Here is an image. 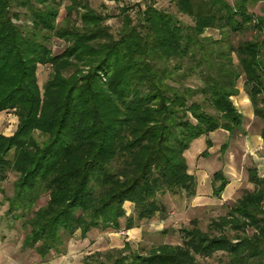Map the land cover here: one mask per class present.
Instances as JSON below:
<instances>
[{
  "label": "trees",
  "instance_id": "1",
  "mask_svg": "<svg viewBox=\"0 0 264 264\" xmlns=\"http://www.w3.org/2000/svg\"><path fill=\"white\" fill-rule=\"evenodd\" d=\"M173 1L193 24L147 7L140 23L125 22L113 38L101 25L104 17L86 5L80 30L57 25L59 0H0V112L17 117L13 134L0 133V193L12 172L6 215L21 220V247L33 249L40 262L63 254L77 233L117 231L121 219L129 230L165 216L166 194L193 198L197 183L184 153L218 129L245 132L232 101L241 77L262 121L264 153V13L248 9L261 0ZM208 29L220 37L206 36ZM248 31L254 38L234 44L233 34ZM56 37L65 42L57 54L49 46ZM40 64L50 65L42 87ZM228 182L215 171L212 196L220 198ZM248 182L253 188L207 231L192 218L179 228L180 244L140 254L125 241L87 255L83 264H199L197 256L218 252L226 264H264V174L250 167Z\"/></svg>",
  "mask_w": 264,
  "mask_h": 264
},
{
  "label": "rangeland",
  "instance_id": "2",
  "mask_svg": "<svg viewBox=\"0 0 264 264\" xmlns=\"http://www.w3.org/2000/svg\"><path fill=\"white\" fill-rule=\"evenodd\" d=\"M60 6L58 10V16L56 23L60 27L64 28H77L83 30V13L86 5L95 14L103 16L101 23L106 32L113 38H117L123 33L125 22L129 21L132 27L135 24L140 23V18L143 17V10L147 7H152L157 10L170 13L179 19L183 24L191 25L193 21L190 17L182 14L177 10L175 2L173 0H59ZM232 2L233 0H227ZM70 11L68 9L70 8ZM249 11L257 15L264 13V0L258 1L255 5L248 7ZM70 12V13H69ZM206 36L219 38L220 34L215 29H208L204 33ZM255 33L248 31L243 34H233L231 36L234 44H237L241 40L254 38ZM105 40V39H102ZM50 49L53 53H60L64 47L65 42L60 38H52L49 43ZM50 72L49 64H40L37 67V79L40 87L43 86L47 80ZM243 77L237 81V88L239 94L232 98L233 103L237 109L241 112L243 118L244 133H252L260 131L262 127V121L255 117L250 116L249 113L252 109L248 95L243 88ZM191 84H197L198 82L191 81ZM246 100V104L242 103ZM241 103V104H240ZM240 105V106H238ZM17 124V117L13 111L0 112V133L5 136L13 134ZM221 130V129H220ZM242 132H234L229 137V145L225 152H221L218 149L226 137L225 132H216L213 134V140L215 147L211 148L212 155L208 158H197L198 154L205 147H201V142L191 144L187 150L186 161L191 165L190 173H196L199 178V186L202 190L201 199L205 202L204 205L198 206L197 209H192L191 212H185L184 206L188 205L189 200L179 198L178 196L165 195L166 201L167 221L162 225L157 217L150 219L136 221V226L126 230L124 229V219H121L120 230H111L113 234L111 238L102 237L99 234L101 230L92 229L88 232L85 238H80L78 233L73 244L70 246V250H67L63 255H67L69 264H83V258L93 253H105L112 248H122L125 241H128L131 245V249L144 254L148 250L159 244H180L181 237L179 228L187 226L188 222L192 218L198 219V225L203 231L209 230L208 225L212 220L218 219L227 213L230 206L239 198L245 189H252L253 185L248 182V167H251L254 163L250 159V155L246 156L247 139ZM249 145V143H248ZM244 149V150H243ZM241 152L245 155L240 156ZM240 157L242 160L240 161ZM218 169H222L223 173L229 177L230 181H234L235 186L228 188L226 194H222L220 198H211V189H209V182L211 179V173ZM263 171V170H262ZM261 171V173H262ZM213 174V173H212ZM15 179L12 172H8L7 179L1 183V187L4 192L0 193V263L2 264H43L40 262V257L35 253L33 249H23L21 247L22 240L25 236V230L22 227L21 220H13L11 216L6 215L7 203L3 202V195H11L13 191V180ZM228 194V197L225 196ZM203 202V203H204ZM45 203V198L40 199L36 207H39ZM125 207L129 211V205ZM165 227V228H164ZM164 228V229H163ZM124 230V233H120ZM229 235L234 234V231L230 228H226ZM253 229L246 230L247 235H251ZM112 245V246H111ZM102 256V255H101ZM52 257V256H51ZM99 258V257H98ZM102 259V258H99ZM228 258L225 254L218 252L214 256L209 258H203L197 256L199 264H226Z\"/></svg>",
  "mask_w": 264,
  "mask_h": 264
},
{
  "label": "crops",
  "instance_id": "3",
  "mask_svg": "<svg viewBox=\"0 0 264 264\" xmlns=\"http://www.w3.org/2000/svg\"><path fill=\"white\" fill-rule=\"evenodd\" d=\"M246 104V103H245ZM249 115L250 116H252L253 115V111H252V109H251V111H250V113H249ZM225 132L226 133V137H225V140H224V142L221 144V145H219V147H218V149L219 150H221V152L223 153V152H225V150L228 148V145H229V137H231V135H229V133L227 132V131H225V130H220V129H218V130H216V131H213V132H211V133H209L208 135H202V136H200L199 138H196V139H194L192 142H191V144L193 145V144H195V143H198V142H201V147L203 148L204 147V141H205V147L201 150V152L198 154V157L197 158H208V157H210L213 153H212V151H211V148H214L215 147V142H214V140H213V134H215L216 132ZM244 137H246L247 139L245 140V142H247V145H246V156L247 155H250V159L252 160V162L254 163L251 167H255L256 169H257V171H258V173L260 174V175H263L264 174V165H263V160H264V153H263V149H262V144H263V142H262V138H261V136H260V132L259 131H256V132H252V133H249V132H247L246 134L244 133ZM206 139H209L210 141H211V145L210 146H208L207 147V145H206ZM248 143H249V145H248ZM190 144V145H191ZM225 146V149H222L223 147ZM189 148H190V146H189ZM188 148V149H189ZM187 149V150H188ZM205 149H207V156H202V152L205 150ZM187 150L185 151V153H184V156H185V158L187 157ZM244 150V149H243ZM243 155H245L244 154V152H241V154H240V156H243ZM242 160V158L240 157V161ZM188 165V169H189V171L191 170V168H192V166L191 165H189V164H187ZM248 168H250V167H248ZM218 170H222V169H218ZM263 170V171H262ZM217 171V170H216ZM261 171H262V173H261ZM191 172H192V170H191ZM215 171L213 170V172L212 173H214ZM223 172V171H222ZM211 173V175H213ZM194 174V176H195V178H196V183H197V186H196V195L193 197V198H191V199H189V202L187 203L188 205H185L184 206V211L185 212H191L192 211V209L194 210V209H198L200 206H202V205H204L205 204V202L201 199V195H203L201 192H202V190L200 189V186H199V178H198V176H197V174L196 173H193ZM224 174V173H223ZM225 175V174H224ZM226 176V175H225ZM226 178H229V177H227L226 176ZM211 180H212V176H211V179H210V182H209V189H211V198H215V197H213L212 196V185H211ZM228 184L226 185V187L224 188V190L221 192V195L224 193V194H226V192H227V190H228V187H230V185L232 186H235V182L234 181H230L229 179H228ZM221 195H220V197H221ZM225 196H227L228 197V194L227 195H225ZM204 202V203H203ZM199 206V207H198ZM155 217H157L159 220H160V223H162V225L161 226H163V224L167 221V215H165V216H159V215H157V216H155ZM165 228V227H164ZM163 228V229H164ZM94 230V229H93ZM111 230H113V229H111ZM110 230V228H108V229H106V230H103V231H99V232H101L99 235L100 236H104V237H107V238H111L110 236L111 235H115V234H113L112 233V231ZM115 231V230H114ZM74 237H76V236H74ZM74 237L72 238V239H70L69 240V242H68V247H67V250L69 251L70 250V246H72L73 244L71 243V241H73L74 240ZM112 246V245H111ZM66 257H68L67 255L65 256V255H63V254H61V255H53L48 261H46V262H44L43 264H69L70 263V261L69 260H67L66 259ZM0 264H2V263H0Z\"/></svg>",
  "mask_w": 264,
  "mask_h": 264
},
{
  "label": "bare ground",
  "instance_id": "4",
  "mask_svg": "<svg viewBox=\"0 0 264 264\" xmlns=\"http://www.w3.org/2000/svg\"><path fill=\"white\" fill-rule=\"evenodd\" d=\"M242 103H244V104H245V103H246V100H244V102H242ZM240 104H241V103H240ZM238 106H240V105H238ZM232 186H233V185H232ZM230 187H231V185H230ZM228 188H229V187H228Z\"/></svg>",
  "mask_w": 264,
  "mask_h": 264
},
{
  "label": "built area",
  "instance_id": "5",
  "mask_svg": "<svg viewBox=\"0 0 264 264\" xmlns=\"http://www.w3.org/2000/svg\"><path fill=\"white\" fill-rule=\"evenodd\" d=\"M120 233H124V230H121Z\"/></svg>",
  "mask_w": 264,
  "mask_h": 264
}]
</instances>
